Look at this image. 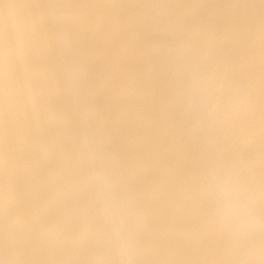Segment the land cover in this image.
I'll return each instance as SVG.
<instances>
[{
    "label": "bare ground",
    "instance_id": "obj_1",
    "mask_svg": "<svg viewBox=\"0 0 264 264\" xmlns=\"http://www.w3.org/2000/svg\"><path fill=\"white\" fill-rule=\"evenodd\" d=\"M0 264H264V0H0Z\"/></svg>",
    "mask_w": 264,
    "mask_h": 264
},
{
    "label": "clouds",
    "instance_id": "obj_2",
    "mask_svg": "<svg viewBox=\"0 0 264 264\" xmlns=\"http://www.w3.org/2000/svg\"><path fill=\"white\" fill-rule=\"evenodd\" d=\"M14 44L11 39H8L5 45V54L10 61L11 54ZM9 84H11V71L8 72ZM216 173L227 183L230 194H231V203L233 209L239 211L244 206V192H243V178L240 173V170L235 165H217L215 166ZM122 241H126L127 238L121 235ZM15 242L12 241L9 244L10 249L15 248Z\"/></svg>",
    "mask_w": 264,
    "mask_h": 264
}]
</instances>
